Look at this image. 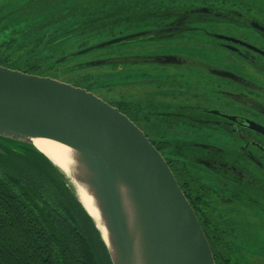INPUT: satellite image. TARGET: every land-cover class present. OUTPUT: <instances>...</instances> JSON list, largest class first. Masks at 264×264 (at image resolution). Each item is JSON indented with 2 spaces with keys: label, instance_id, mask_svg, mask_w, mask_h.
<instances>
[{
  "label": "flooded vegetation",
  "instance_id": "af4514ba",
  "mask_svg": "<svg viewBox=\"0 0 264 264\" xmlns=\"http://www.w3.org/2000/svg\"><path fill=\"white\" fill-rule=\"evenodd\" d=\"M116 1L67 18L72 25L51 32L59 37L54 43L87 37L96 27L90 25L92 16L113 13L117 26L103 30L112 38L127 37L121 44L162 45L131 56L155 58L137 63L170 66L180 77L165 84L152 79L155 91L147 97L159 103L147 102L136 124L157 123L158 137L150 142L172 172L181 171L180 185L190 201L210 205L217 220L214 257L221 264H264V235L263 243L255 238L264 222L248 231L221 212L224 204L239 201L264 212V0H175L160 6L153 0ZM7 2L0 3L1 21L10 13ZM85 48L65 52L57 61L83 56L87 52H75ZM110 102L118 109L119 101ZM180 130L189 136H175Z\"/></svg>",
  "mask_w": 264,
  "mask_h": 264
},
{
  "label": "water",
  "instance_id": "95a60500",
  "mask_svg": "<svg viewBox=\"0 0 264 264\" xmlns=\"http://www.w3.org/2000/svg\"><path fill=\"white\" fill-rule=\"evenodd\" d=\"M144 57L89 65L156 60ZM37 138L70 148L68 173L34 145ZM0 140L30 147L65 175L112 264H215L206 233L163 155L135 122L90 90L0 65ZM0 154H6L1 147ZM79 186L94 213L80 199Z\"/></svg>",
  "mask_w": 264,
  "mask_h": 264
},
{
  "label": "trees",
  "instance_id": "16d2710c",
  "mask_svg": "<svg viewBox=\"0 0 264 264\" xmlns=\"http://www.w3.org/2000/svg\"><path fill=\"white\" fill-rule=\"evenodd\" d=\"M174 1L153 0L152 4L160 6ZM37 2L27 0L26 5L14 11L13 18V13H8L2 21L0 19V65L27 74L57 78L78 67L72 64L73 59L57 61L66 52L65 45L73 43H54L59 37H53L51 32L62 30L65 26L60 28L59 25L66 20L63 17L37 20ZM20 10H25L24 17L19 13ZM84 11L88 13L87 9ZM163 11V8H157L155 12L162 14ZM111 14L106 18L101 13L92 16L90 25L96 27L90 29L87 37V34L74 37L78 47L85 46L86 40L106 34L108 31H104L103 27L110 24L117 26L118 19L115 14ZM16 17L20 19L15 20ZM85 19H79L80 24ZM63 43L61 49H51ZM89 79L78 76L73 86L92 91L90 87L94 86L96 80L90 79V82ZM117 104L118 110L130 120L140 121L139 103L129 104L122 99ZM131 114L134 118H131ZM0 147L6 152L0 154V264H112L96 224L78 201L65 175L30 147L2 140ZM173 174L195 210L213 253L217 220L211 222L210 205L206 201L196 205L192 203L186 193V186L180 185L178 174L181 171L174 170ZM214 262L221 264L216 254Z\"/></svg>",
  "mask_w": 264,
  "mask_h": 264
},
{
  "label": "rangeland",
  "instance_id": "374dc122",
  "mask_svg": "<svg viewBox=\"0 0 264 264\" xmlns=\"http://www.w3.org/2000/svg\"><path fill=\"white\" fill-rule=\"evenodd\" d=\"M5 0H0V3L4 2ZM38 2L35 3L37 11L39 14L36 16L37 20L46 21L50 17H62L65 18V22L61 23L59 27H67L72 22L69 18L72 15L79 14L84 9L88 11L95 6H100L101 3L105 4L108 0H86L81 2V0H37ZM10 3L9 7L7 8V12L13 13L11 17L13 18L14 11L18 9V7H23L26 5L27 0H15V2L8 0ZM7 2V3H8ZM66 4V7L64 6ZM35 7V6H34ZM31 8V10L34 9ZM5 12V11H4ZM18 13V12H16ZM19 13L24 17L25 10L19 11ZM68 18V19H66ZM20 17H16L15 20H19ZM8 25H12L9 22H6ZM72 25V24H70ZM64 27V28H65ZM62 28V29H64ZM115 35H118V31H113ZM111 33L103 34L101 37H96L85 41V46H93L97 43L102 41H106L107 39L112 38ZM118 37V36H115ZM70 41L72 44H68L64 48L67 49L65 54L73 53L75 50L78 49V45L75 43L74 38ZM153 43H157L153 44ZM153 43H119L114 45H109L108 47L99 48L95 51H88L85 55L81 57H74L72 60V64H76L74 71H67L63 76L57 77L56 79L67 82L72 85H75L76 81L78 80V76L83 75L84 77H88L90 79L96 80L94 86L90 87L91 92H93L97 97L104 99L108 103L112 100L121 101V99L127 100L128 102H136L140 104V109H145V104L150 102L152 105H156L159 102L155 103L153 100H148L150 98L147 97V93L155 91L154 87V78H159L161 82L169 83L172 79H179L180 75L174 73L172 70L173 68L170 66L161 67L158 64H146L143 63L142 65L138 64L137 62L131 63H120V65L115 66L113 64H106V65H97L91 66L89 65L90 61H96L97 59H108V58H119L121 55H129L132 54H141L142 52L148 51V49H156L161 48L162 45H158V42ZM63 44H59L58 47H53L51 49H61ZM150 45V46H147ZM50 49V50H51ZM64 55V54H63ZM62 57V56H61ZM125 57V56H124ZM82 66H86L82 67ZM48 77V76H46ZM51 78V77H50ZM54 78V77H52ZM89 79V81H90ZM102 80V81H101ZM91 82V81H90ZM163 100V99H162ZM165 101V100H164ZM130 103V104H131ZM155 103V104H154ZM152 111H156L154 106L149 107ZM141 122V121H139ZM151 124H140L138 123V127L146 133L148 138L155 139L158 137V127L155 121H151ZM168 135H173V133H169ZM189 136L188 133L180 130L175 136ZM72 184V183H71ZM222 207L223 212L226 217L232 222L233 225H239V228L246 229L250 231L253 227L256 226L258 223L264 222V212L258 210V208L254 206H249L244 202H228L224 204ZM210 215L212 214L211 222L215 219L213 217L214 213L212 211L209 212ZM208 213V214H209ZM222 218H224V216ZM216 218L219 220L222 219L216 215ZM252 227V228H251ZM261 232H258V235L255 234V238L260 243H263V235H264V226L258 227ZM263 234V235H262Z\"/></svg>",
  "mask_w": 264,
  "mask_h": 264
},
{
  "label": "bare ground",
  "instance_id": "6f19581e",
  "mask_svg": "<svg viewBox=\"0 0 264 264\" xmlns=\"http://www.w3.org/2000/svg\"><path fill=\"white\" fill-rule=\"evenodd\" d=\"M34 145L52 162L58 165L61 169L65 170L68 173V166L72 163V158L70 157V148L60 145L57 142H53L48 139H33ZM80 199L85 203L89 212L94 213L93 209L89 207V198L87 195H82L84 190L80 189L79 186ZM86 194V193H84ZM103 235L105 236V230H103Z\"/></svg>",
  "mask_w": 264,
  "mask_h": 264
}]
</instances>
